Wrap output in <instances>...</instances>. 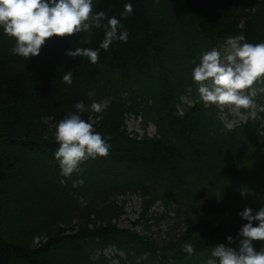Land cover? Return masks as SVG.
<instances>
[{
    "label": "trees",
    "instance_id": "16d2710c",
    "mask_svg": "<svg viewBox=\"0 0 264 264\" xmlns=\"http://www.w3.org/2000/svg\"><path fill=\"white\" fill-rule=\"evenodd\" d=\"M124 2L100 0L97 10L119 17ZM132 3L133 14L121 18L129 40L101 50L95 65L66 50L96 47L101 29L46 38L29 60L13 55L14 40L0 32V264H107L91 255L110 244L122 247L133 264H157L156 253L174 251L177 243L111 223L131 195L140 199L137 222L144 229L172 212L169 230L184 225L182 239L196 234L195 252L178 257L196 262L208 243L225 233L235 236L244 223L239 209L264 204V129L259 141L256 120L225 132L214 108L195 106L179 115L172 102L192 87L190 73L174 77L168 64L174 58L187 65L180 55L240 33L253 43L264 40V0ZM84 36L90 43L81 42ZM69 70L71 85L61 78ZM90 89L95 99L112 98L102 119L112 136L111 152L62 177L52 156L55 144L42 137L50 132L43 119L60 118L76 101L90 103ZM130 112L153 122L158 136L129 137L123 119ZM76 180L82 183L75 187ZM5 194L12 195L7 204ZM157 199L162 213L151 211Z\"/></svg>",
    "mask_w": 264,
    "mask_h": 264
},
{
    "label": "clouds",
    "instance_id": "9594fccd",
    "mask_svg": "<svg viewBox=\"0 0 264 264\" xmlns=\"http://www.w3.org/2000/svg\"><path fill=\"white\" fill-rule=\"evenodd\" d=\"M99 3L100 0H0V32L14 40L10 48L13 55L29 60L40 54L46 38L101 29L103 37L96 47L78 46L66 50V55L85 57L95 65L100 60L101 50L107 52L115 42L129 40V32L121 18L134 11L132 0H125L119 17L109 15L104 9L97 10ZM81 42L90 43L85 36ZM227 42L231 47L227 56L217 47L202 51L198 62L193 61L191 77L198 82L199 97L206 105L248 109L253 106L256 95L252 86L264 78V40L253 43L240 33L228 37ZM61 78L71 85L73 72H64ZM246 89L250 90L247 94ZM87 95L90 103L76 101L73 110L55 125L56 144L52 156L62 177L80 171L82 162L89 158L107 156L111 148V138L94 130V122L83 118V113H103L110 107L112 98L95 99L94 89ZM237 215L244 223L235 236H225L227 243L214 244L204 264H264V243L259 247L255 243L264 241V204L257 209L246 205ZM182 247L189 255L195 251L190 242Z\"/></svg>",
    "mask_w": 264,
    "mask_h": 264
},
{
    "label": "rangeland",
    "instance_id": "374dc122",
    "mask_svg": "<svg viewBox=\"0 0 264 264\" xmlns=\"http://www.w3.org/2000/svg\"><path fill=\"white\" fill-rule=\"evenodd\" d=\"M170 14H174L173 11ZM168 16H169V14H168ZM219 48H221V46ZM229 49H231L230 45L224 46L222 48L223 55H224V50L226 52ZM245 92H246V90H245ZM228 114L231 115V116L232 115H235L237 119L244 121L246 119V117L254 115V110H253V106H251L248 109H244V108H239L238 109L235 106H231L230 105L229 106V112H228ZM232 122H233V120L231 121V123ZM126 125H127V129L129 131L130 130L137 129L138 132H139V134H142L143 133V131L141 130V128L140 129L138 128L139 126L137 124V121H133L131 118H128L126 120ZM153 131H154V129H153L152 126H150V127L147 128V132L149 134H152ZM17 135H19V134H17ZM6 148L9 151H12L13 149H18V147L11 148L10 146H7ZM127 197L125 199L126 202L124 204L125 213L118 219V222L116 223L119 226H123V227H128L130 225V220L135 219L137 217V213L139 212V210H138L139 209V199L137 197H134V196H131V197H128V198ZM2 199L7 204L9 200H12V195L11 194H5V195L2 196ZM160 208H161L160 207V204L158 203L155 206V209L156 210H159ZM162 228L164 229V224H162Z\"/></svg>",
    "mask_w": 264,
    "mask_h": 264
}]
</instances>
